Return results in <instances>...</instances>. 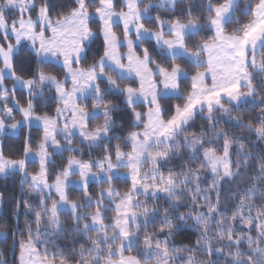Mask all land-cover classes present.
Wrapping results in <instances>:
<instances>
[{
    "label": "snow or ice",
    "instance_id": "snow-or-ice-1",
    "mask_svg": "<svg viewBox=\"0 0 264 264\" xmlns=\"http://www.w3.org/2000/svg\"><path fill=\"white\" fill-rule=\"evenodd\" d=\"M32 55L59 71L26 69ZM110 96L123 98L127 135ZM53 101L54 114L37 111ZM10 134L23 136L15 154ZM84 147L98 158H79ZM15 175L0 242L12 238L16 264H264V0H0V177ZM186 230L196 238L177 244Z\"/></svg>",
    "mask_w": 264,
    "mask_h": 264
},
{
    "label": "trees",
    "instance_id": "trees-1",
    "mask_svg": "<svg viewBox=\"0 0 264 264\" xmlns=\"http://www.w3.org/2000/svg\"><path fill=\"white\" fill-rule=\"evenodd\" d=\"M197 2L199 3L200 0H197ZM161 15H165V14L161 13ZM92 26L95 29L96 26L95 25H92ZM147 26L153 27L154 25L148 24ZM117 31L119 32L120 29L118 28ZM101 44H102V41L97 39L95 41V43L92 45L94 50L98 47L100 48V51L97 54V57L99 54H102V51H103ZM145 46H148L150 48V51H151V45L146 43ZM137 51H139V49H137ZM25 55H27V50L25 52ZM153 55L155 56L157 61L161 62L164 66H167L171 62V61L163 60L161 56H158L155 53H153ZM177 62L181 63V64H185V61H183V60L178 59ZM38 66L44 68L46 71H51L54 73L59 71L58 65H56L55 67H53L51 65H43V64L38 65L37 57H35V55H32L30 57L29 61L25 64V68L26 69L31 68L32 71H35V69ZM20 74H25V73H20ZM8 81H10L9 84L11 85V80H8ZM121 83H122V86L125 84H132V86H138V83L136 81H133V80H125V81H122ZM184 85L190 86V81H184ZM23 95H24L23 92H19V91L17 92V98L20 99L22 104L24 103V100L22 99ZM50 95H51V93H50ZM108 99H111L115 103L120 104L121 111L114 115V119L117 121V125H118L117 132L122 133L123 135H127V130L129 129V126L131 125V117L128 114L127 109L124 108V105L122 103L123 98L117 97V96H110V97H108ZM87 103H88V106L90 109L91 108V101H88ZM177 103H183V101L182 100H176V99H172L170 101L171 105H175ZM9 106L11 107V104ZM55 106H56V104L54 101L49 102L47 104V106L42 105L40 108L37 109V111L38 112H48L49 114H54ZM138 110H144V109H138ZM257 111H258V109H257ZM13 113L15 114L16 117H17V114H19V112H16V111ZM245 119H247V116H245ZM97 123H102V120H96V121L91 122L89 127L90 128L94 127ZM201 123H202L201 121H197V124L195 127L192 128V131L198 132L199 126ZM225 127H227L229 131L234 132V134H236V135H239L241 132L247 131L246 129H239V128L238 129H232L228 125H225ZM27 131H28V129H24V132H27ZM40 135H41L40 129L38 127L33 126V128H32L33 140L38 141ZM249 135H251V134H249ZM22 139H23V136L20 134H18V136L9 135V138L5 141L6 154H15V153H9L8 149L13 148V147L18 148L21 144ZM79 139H80L79 137H76V139H75L76 145H80L81 142L79 141ZM252 140H255L254 136H252ZM118 142L122 143L121 141L113 140V144L118 143ZM122 146H123L124 151L130 150L128 148V146H126V145H122ZM33 148L35 149V144L33 145ZM256 151L259 152V149H256ZM100 152H101V150L99 148H93L90 150L87 147H84L83 155L80 156L79 158L88 159L89 157H91L92 159H97L98 158L97 153H100ZM67 155H68V153H66V152L63 154V156L54 154L53 159L57 165H62L66 162ZM172 163H173V165L178 167L180 161L178 159H176V160H173ZM36 167H37V165L35 163L29 164V170L30 171L35 170ZM113 184L118 189H120L121 191H124L130 186V180L126 177H121L119 179L114 180ZM103 186L107 187V185H103ZM99 187L100 186L97 184H91L90 185V191H92L94 198L96 195V191L99 190ZM0 192L5 193V200H6L5 206L2 209V212L0 215H3L4 222L14 223L13 221L9 220V216L13 211L15 200L20 199V176L15 175V176H10L8 178L0 177ZM69 194H70V196H74V197H80L82 195L81 190H79V189L77 190L73 187H71ZM140 199L143 200V199H145V197L140 196ZM105 202L107 203V201H105ZM149 203H152V202L149 201ZM158 203L163 205V206H166V202L164 200H160V201H158ZM21 213H23V207H21ZM108 215H113V213L109 212ZM28 219L30 220L31 217H29ZM24 221H25V217L23 215H21V218H20L21 229H23ZM149 230H151V228ZM195 238H196V236H195L194 232L186 230V231L182 232L181 234L176 235L173 239L177 244H180V243L187 244V243H190V241L194 240ZM78 239H82V238L78 237ZM56 243L58 245H60V247L63 248L66 244L69 243V239L62 238V239L57 240ZM77 247H78V245H77ZM0 249L3 250V256L0 257V259L5 260L6 264H16L17 257H18V251H16V252L13 251V249H12V238L11 237L8 238L6 244L3 242H0ZM125 254L126 255H138V253L135 249H133L130 253H125Z\"/></svg>",
    "mask_w": 264,
    "mask_h": 264
},
{
    "label": "rangeland",
    "instance_id": "rangeland-1",
    "mask_svg": "<svg viewBox=\"0 0 264 264\" xmlns=\"http://www.w3.org/2000/svg\"><path fill=\"white\" fill-rule=\"evenodd\" d=\"M121 51H122V52H126L127 49H126V48H122ZM58 66H59V65H58ZM9 80H10V79H9ZM9 82H10V81L7 80V81H6V84H8V86L11 87V85L9 84ZM69 87H70V85H69ZM11 106H12V105H11ZM15 111H16V112H19L18 109L13 108V112H15ZM13 114H14V113H13ZM14 115H15V114H14ZM20 118H21V117H20V114H17L16 119H20ZM35 127H36V126H35ZM10 135H11V134H10ZM12 136H18V134H17V135H12ZM76 137H79V136L77 135ZM79 138H80V137H79ZM58 139H61V143H63L62 138L58 137ZM75 139H76V138H75ZM77 140H78V139H77ZM79 141H80V139H79ZM80 142H81V141H80ZM74 144H76V140H74ZM49 151H52V149H49ZM124 171H126V170H123V169H122V170H121V173H123ZM121 177H124V176H121ZM126 178H127V177H126ZM72 179H73V180H76V179H78V177H73ZM92 184H95V183L93 182ZM72 187L75 188V189H77V190H78V189L80 190V188H79L78 185H75V186H72ZM143 197H144V196H143ZM1 212H2V209H0V214H1Z\"/></svg>",
    "mask_w": 264,
    "mask_h": 264
}]
</instances>
